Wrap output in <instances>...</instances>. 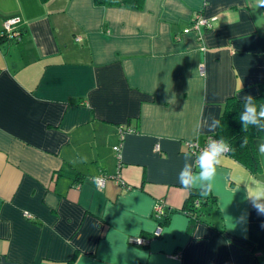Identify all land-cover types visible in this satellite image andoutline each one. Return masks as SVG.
<instances>
[{
	"label": "crops",
	"instance_id": "crops-1",
	"mask_svg": "<svg viewBox=\"0 0 264 264\" xmlns=\"http://www.w3.org/2000/svg\"><path fill=\"white\" fill-rule=\"evenodd\" d=\"M253 3L0 0V264H264L250 199L264 189V138L258 170L225 153L208 195L179 182L186 163L198 171L185 142L264 82ZM198 11L211 27L191 28ZM10 16L19 37L1 34ZM121 124L134 130L118 158ZM192 190L206 199L195 219L181 209Z\"/></svg>",
	"mask_w": 264,
	"mask_h": 264
},
{
	"label": "trees",
	"instance_id": "trees-1",
	"mask_svg": "<svg viewBox=\"0 0 264 264\" xmlns=\"http://www.w3.org/2000/svg\"><path fill=\"white\" fill-rule=\"evenodd\" d=\"M93 2L98 5H119L130 8H141L144 0H93ZM251 96L257 107V112H259L260 106L264 104V82L258 83L257 92ZM244 104V97L235 95L227 97L218 119L220 124L213 134L219 139H224L231 146L232 150L226 153L254 172L260 167L254 140L256 138H264V128L252 124H249L245 128V125L240 120V115L244 111ZM261 124H264V120H261ZM241 145H244V147H241ZM197 165L195 164V166ZM196 198H199V205L200 203L206 202V199L204 200L192 190L181 208L183 212L193 219L197 218L195 208L199 206L194 205ZM165 213L166 209L163 206L162 212L158 215H155L152 210L157 226L160 227L163 224L162 218Z\"/></svg>",
	"mask_w": 264,
	"mask_h": 264
},
{
	"label": "clouds",
	"instance_id": "clouds-1",
	"mask_svg": "<svg viewBox=\"0 0 264 264\" xmlns=\"http://www.w3.org/2000/svg\"><path fill=\"white\" fill-rule=\"evenodd\" d=\"M262 7H264V0H254V11ZM244 100V111L240 115V120L245 125V128L249 124L264 128V124H261V120H264V104L260 106L259 112H257V107L251 95H246ZM219 124L220 121L213 118L212 125L209 130L214 131ZM241 147H244V145H241ZM230 150H232L231 146L224 139L212 142L199 154L197 172L194 173L191 165L187 163L185 164L184 168L179 173L180 184L184 187V189H199L201 196L208 195V193L213 189L214 181L217 176V166L221 163V157ZM259 151L262 155H264V144L260 145ZM185 159H187V156ZM93 182L97 185V187L101 185V180L98 177L93 178ZM250 199H252L253 207L256 208L257 213L264 215V204L259 203V201L264 200V189L254 192ZM82 259L83 257L78 258L77 264H80V260Z\"/></svg>",
	"mask_w": 264,
	"mask_h": 264
},
{
	"label": "built area",
	"instance_id": "built-area-1",
	"mask_svg": "<svg viewBox=\"0 0 264 264\" xmlns=\"http://www.w3.org/2000/svg\"><path fill=\"white\" fill-rule=\"evenodd\" d=\"M18 17L17 16H10L7 17L3 20V30L1 32L2 35L4 36H8V37H19L20 35V29L18 27ZM200 27H204V28H209L211 27V22L210 19L208 17H206L205 15H203L202 12L198 11L194 14V16L192 17V21H191V28L199 30ZM189 29V27L185 28L184 30L187 31ZM199 71L202 72L203 71V64L199 65ZM134 128L131 126H125L123 124H121L118 128V142L116 144L113 145V149L116 152V156L119 158L120 157V148H121V144H122V140L124 137L125 132H130L133 131ZM221 139H219L218 137H216L214 134H209L205 137V139L202 142H198L195 139H191V140H187L185 142L186 146H187V150L188 152H190L193 157H194V161L195 164H198V156L199 154L204 151L212 142L214 141H219ZM100 178L101 180V185L103 186L104 182H105V178H106V174H99L96 175L94 178ZM194 205H199V198H196L194 201ZM162 206L163 203L162 201H156L153 205V213L155 215H158L159 213L162 212ZM160 227L157 226V229L155 230V234H157L159 232ZM129 240L131 242H135L137 244H143L145 242H147L148 238L144 237V236H140V235H133L131 237H129Z\"/></svg>",
	"mask_w": 264,
	"mask_h": 264
},
{
	"label": "rangeland",
	"instance_id": "rangeland-1",
	"mask_svg": "<svg viewBox=\"0 0 264 264\" xmlns=\"http://www.w3.org/2000/svg\"><path fill=\"white\" fill-rule=\"evenodd\" d=\"M201 12V11H200ZM194 16V15H193Z\"/></svg>",
	"mask_w": 264,
	"mask_h": 264
}]
</instances>
